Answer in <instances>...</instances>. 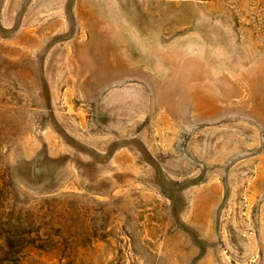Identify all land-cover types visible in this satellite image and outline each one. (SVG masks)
<instances>
[{
	"label": "rangeland",
	"instance_id": "1",
	"mask_svg": "<svg viewBox=\"0 0 264 264\" xmlns=\"http://www.w3.org/2000/svg\"><path fill=\"white\" fill-rule=\"evenodd\" d=\"M0 264H264V0H0Z\"/></svg>",
	"mask_w": 264,
	"mask_h": 264
}]
</instances>
